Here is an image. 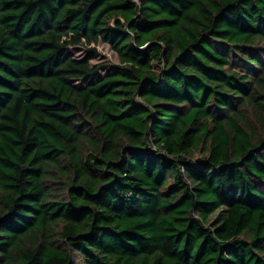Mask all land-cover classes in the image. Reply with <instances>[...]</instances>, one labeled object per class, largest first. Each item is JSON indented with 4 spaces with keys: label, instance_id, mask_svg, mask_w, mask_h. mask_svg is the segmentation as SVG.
Instances as JSON below:
<instances>
[{
    "label": "trees",
    "instance_id": "obj_1",
    "mask_svg": "<svg viewBox=\"0 0 264 264\" xmlns=\"http://www.w3.org/2000/svg\"><path fill=\"white\" fill-rule=\"evenodd\" d=\"M0 264H264V0H0Z\"/></svg>",
    "mask_w": 264,
    "mask_h": 264
},
{
    "label": "rangeland",
    "instance_id": "obj_2",
    "mask_svg": "<svg viewBox=\"0 0 264 264\" xmlns=\"http://www.w3.org/2000/svg\"><path fill=\"white\" fill-rule=\"evenodd\" d=\"M97 52L94 58L91 60V65L98 64L96 76L101 77L105 74L111 73L115 70L116 66L119 64L117 54L110 48L107 43L99 42L96 46ZM85 47L83 46H74L69 47L66 55L80 58L85 54ZM75 85H82L81 81H74Z\"/></svg>",
    "mask_w": 264,
    "mask_h": 264
}]
</instances>
